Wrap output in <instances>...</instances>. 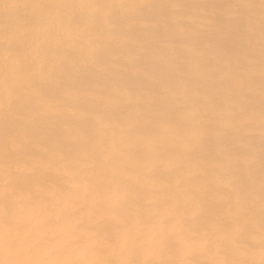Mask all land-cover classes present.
Segmentation results:
<instances>
[{
  "label": "bare ground",
  "instance_id": "1",
  "mask_svg": "<svg viewBox=\"0 0 264 264\" xmlns=\"http://www.w3.org/2000/svg\"><path fill=\"white\" fill-rule=\"evenodd\" d=\"M0 264H264V0H0Z\"/></svg>",
  "mask_w": 264,
  "mask_h": 264
}]
</instances>
